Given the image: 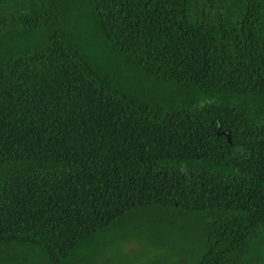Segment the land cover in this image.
Listing matches in <instances>:
<instances>
[{
    "label": "trees",
    "instance_id": "obj_1",
    "mask_svg": "<svg viewBox=\"0 0 264 264\" xmlns=\"http://www.w3.org/2000/svg\"><path fill=\"white\" fill-rule=\"evenodd\" d=\"M5 249L264 264V0H0Z\"/></svg>",
    "mask_w": 264,
    "mask_h": 264
},
{
    "label": "rangeland",
    "instance_id": "obj_2",
    "mask_svg": "<svg viewBox=\"0 0 264 264\" xmlns=\"http://www.w3.org/2000/svg\"><path fill=\"white\" fill-rule=\"evenodd\" d=\"M122 250L125 253L126 258L130 260H137L138 255L140 253L144 255L149 250L145 248V246L140 242L139 238L136 236L130 237L123 245ZM0 261L5 262V264H24L25 260L22 257H16L10 250H4L2 254H0Z\"/></svg>",
    "mask_w": 264,
    "mask_h": 264
},
{
    "label": "water",
    "instance_id": "obj_3",
    "mask_svg": "<svg viewBox=\"0 0 264 264\" xmlns=\"http://www.w3.org/2000/svg\"><path fill=\"white\" fill-rule=\"evenodd\" d=\"M225 134H227V135L229 136V138H230V134H229V132H225Z\"/></svg>",
    "mask_w": 264,
    "mask_h": 264
}]
</instances>
